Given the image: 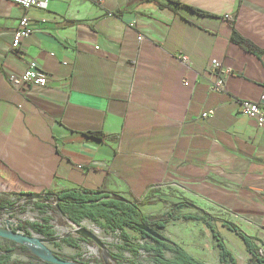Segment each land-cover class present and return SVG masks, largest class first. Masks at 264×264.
I'll return each instance as SVG.
<instances>
[{
  "label": "crops",
  "instance_id": "obj_1",
  "mask_svg": "<svg viewBox=\"0 0 264 264\" xmlns=\"http://www.w3.org/2000/svg\"><path fill=\"white\" fill-rule=\"evenodd\" d=\"M44 1L14 51L24 10L0 0L1 189L102 190L151 219L174 213L160 234L217 264L208 226L183 219L206 214L229 250L248 253L226 224L264 255V128L239 105L264 95V0ZM213 60L232 75L211 74ZM31 61L47 85L18 94L7 79ZM210 82L223 91L210 92Z\"/></svg>",
  "mask_w": 264,
  "mask_h": 264
},
{
  "label": "trees",
  "instance_id": "obj_2",
  "mask_svg": "<svg viewBox=\"0 0 264 264\" xmlns=\"http://www.w3.org/2000/svg\"><path fill=\"white\" fill-rule=\"evenodd\" d=\"M168 3L175 4L178 8L191 12L197 15H206V13L195 9L190 6L183 5L178 2L168 1ZM241 46L249 52H256L257 49L253 45H247L243 42H239ZM92 138L100 140L101 134H89ZM44 194V193H42ZM51 195V198L36 201L33 204L39 208H47L55 210L59 213H64L66 218L78 223L81 220L88 219L94 223L105 221V229L111 231H119L124 242L126 250L132 252L135 256H138L141 251H144L151 256L156 264H203L200 261L190 256L182 247L178 244L170 241L162 236L160 233L165 225L171 220H176L178 217L171 213L167 218L151 219L142 214L140 205L138 203L129 202L121 197L119 200H113L111 197L114 194L99 190L97 192H88L81 189H69L58 192L56 194L47 193ZM19 204V202L11 203L9 201H1L0 208L13 209ZM29 204V203H27ZM188 206H191L187 204ZM192 207V206H191ZM205 218H198L192 215H186L183 217L185 221H201L205 223L213 234L214 240L218 243L221 249V261L226 262L229 260L231 263L235 262V257L232 252L226 247L222 237L216 231L211 224V217L205 214ZM48 224V220L45 221ZM137 225H146L152 230L160 234L159 239H155L146 233L139 231ZM27 228L32 229L37 234L44 237H51L53 235L50 226L40 224H27ZM26 226H20L25 228ZM225 227L239 236L246 246L247 252L251 255L248 264H264V255L260 252L259 248L254 244L253 240L245 235L239 228L232 224H226ZM126 229L133 230L140 234L142 238H148L151 240V245H139L134 243L132 237L126 233ZM68 242L69 240H65ZM165 252H169L173 255L172 260H168L165 257ZM112 259L118 261V264H137L134 261L126 260L122 257L112 255ZM0 264H22V263H9L8 260L1 259ZM40 264H47L41 262ZM103 264V263H96Z\"/></svg>",
  "mask_w": 264,
  "mask_h": 264
},
{
  "label": "rangeland",
  "instance_id": "obj_3",
  "mask_svg": "<svg viewBox=\"0 0 264 264\" xmlns=\"http://www.w3.org/2000/svg\"><path fill=\"white\" fill-rule=\"evenodd\" d=\"M21 199L4 192L0 187V202L9 201L11 203L20 202ZM11 210V208H7ZM48 220V224L45 221ZM83 227L94 232L92 226L101 229L99 239L107 246L111 256H119L126 260H131L137 264H156L148 253L141 251L138 256L128 251L124 247V242L119 231H111L105 229V221L100 220L94 223L88 219L78 222ZM27 224L48 225L53 233L51 237H44L37 234ZM20 226H26L20 228ZM0 228L4 232L17 233L20 236L27 238H34L37 235L40 240L45 241L41 246L35 243H28L17 241L14 238L0 237V260H8L9 263L22 264H40L41 261L36 257L34 250H41L42 252L52 253L63 260L75 262L77 264H96L103 263L101 250L90 242H84L78 236L74 235L73 228L69 225L68 219L61 216V214L52 209H39L33 203L25 204L19 211L0 212ZM134 243L139 245H151L152 242L148 238H142L137 232L126 229ZM58 239V240H53ZM53 240V241H51ZM65 240H69L66 242ZM228 244L229 241H227ZM95 249V252H92ZM230 250L235 257V262L231 263L229 260L223 262L219 260L217 264H248L251 255L242 251L231 248ZM165 257L168 260L173 259V255L165 252ZM118 264V261L113 260ZM127 264V263H125Z\"/></svg>",
  "mask_w": 264,
  "mask_h": 264
},
{
  "label": "built area",
  "instance_id": "obj_4",
  "mask_svg": "<svg viewBox=\"0 0 264 264\" xmlns=\"http://www.w3.org/2000/svg\"><path fill=\"white\" fill-rule=\"evenodd\" d=\"M12 4L20 6L24 10L23 17L18 22V27L13 36L12 50L19 51L22 49L23 44L34 33V27L31 23V19L28 16V12L39 7L46 9L48 1L40 2V0H6ZM142 40V38H140ZM182 63L188 65V59L182 57ZM208 71L213 75L230 76L232 72L230 70H223L222 65L217 60H213L210 64ZM8 85L18 94H23L25 90L35 87H45L47 85V79L41 71L39 64L36 61H31L25 71L19 76H10L7 79ZM210 92H222V82H210ZM241 112L248 118L254 119L259 127L264 128V95L261 96L258 102L240 101ZM213 116V111L204 113L203 119H210Z\"/></svg>",
  "mask_w": 264,
  "mask_h": 264
},
{
  "label": "water",
  "instance_id": "obj_5",
  "mask_svg": "<svg viewBox=\"0 0 264 264\" xmlns=\"http://www.w3.org/2000/svg\"><path fill=\"white\" fill-rule=\"evenodd\" d=\"M15 197L21 199L19 204L14 207L11 210H7L4 208H0V212H8V211H18L20 210L25 204L27 203H34L36 201L44 200L51 198L50 194L44 193V194H37V193H22V194H15ZM113 200H119V196L114 195L111 197ZM62 217L66 218L64 213H60ZM69 225L73 228V234L78 236L81 240L84 242H90L97 246L101 252H102V258L104 264H117L113 261L112 256L110 252L107 249V246L94 234V232L88 230L87 228L83 227L82 224L71 222L68 220ZM136 228L139 231H142L146 233L147 235L159 239L160 234L157 233L156 231L152 230L150 227L146 225H137ZM0 237L1 238H14L17 241H23V242H28V243H35L38 246H41L43 242L45 241H39V240H33V238H27L18 235L17 233H11V232H1L0 231ZM53 240H58V239H53ZM51 240V241H53ZM34 253L36 257L44 263L47 264H77L75 262L63 260L60 257L52 254V253H46L42 252L41 250H34Z\"/></svg>",
  "mask_w": 264,
  "mask_h": 264
},
{
  "label": "bare ground",
  "instance_id": "obj_6",
  "mask_svg": "<svg viewBox=\"0 0 264 264\" xmlns=\"http://www.w3.org/2000/svg\"><path fill=\"white\" fill-rule=\"evenodd\" d=\"M92 228H94V234L99 238L100 237V234H101V229L98 228V227H96V226H92ZM0 231L1 232H4V230L2 228H0ZM33 240H39L40 241V238H38L37 235H36V236H34ZM92 252H95V249L94 250L92 249Z\"/></svg>",
  "mask_w": 264,
  "mask_h": 264
}]
</instances>
